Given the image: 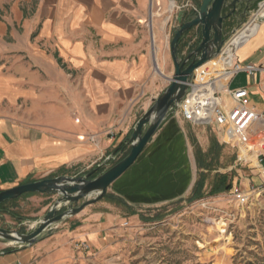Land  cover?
<instances>
[{
  "label": "crops",
  "instance_id": "0c3cea01",
  "mask_svg": "<svg viewBox=\"0 0 264 264\" xmlns=\"http://www.w3.org/2000/svg\"><path fill=\"white\" fill-rule=\"evenodd\" d=\"M260 2L253 1L246 13L239 7L225 21L224 36ZM200 3L0 0V190L82 174L116 149L125 151L138 119L174 74L171 40L178 16L184 11L183 21L188 19ZM197 31L194 27L183 34L181 53L197 45L200 37L192 41ZM235 59L264 66V16ZM241 86L250 91L252 106L264 112V73L238 72L230 88ZM195 125L207 124L174 112L103 198L55 224L40 239L48 233L100 248L110 242L122 216L116 202L139 217L144 209L204 198L205 184L194 191L199 165L193 147L200 136ZM237 180L232 186L247 185L250 179L240 174ZM38 241L1 253L0 264H30Z\"/></svg>",
  "mask_w": 264,
  "mask_h": 264
},
{
  "label": "rangeland",
  "instance_id": "374dc122",
  "mask_svg": "<svg viewBox=\"0 0 264 264\" xmlns=\"http://www.w3.org/2000/svg\"><path fill=\"white\" fill-rule=\"evenodd\" d=\"M197 32L201 38L200 28ZM194 127L200 133L193 148L199 165L198 179L205 184L201 193L204 198L169 203L155 211L144 209L139 217H131L132 210L116 202L122 216L115 222L108 244L94 248L87 242L86 248L81 242L46 233L38 241L30 264H264V177L256 157H249L253 160L250 163L239 161L237 148L221 143L222 128L216 123ZM130 148L129 145L104 168L117 162ZM240 174L250 179L247 185L238 183L251 192L245 205L231 200L234 194L225 188L235 183ZM215 186L223 190L211 192ZM206 200L208 207L202 204ZM53 201V195L41 194L8 200L0 206V226L31 231ZM229 211L236 218L231 234L226 235L221 226ZM0 247L15 245L0 238Z\"/></svg>",
  "mask_w": 264,
  "mask_h": 264
},
{
  "label": "water",
  "instance_id": "95a60500",
  "mask_svg": "<svg viewBox=\"0 0 264 264\" xmlns=\"http://www.w3.org/2000/svg\"><path fill=\"white\" fill-rule=\"evenodd\" d=\"M253 1L255 0H201L198 12L184 21L185 12H181L178 16L180 24L175 28L171 40L174 74L170 77V84L138 119L127 138L126 141L131 146L129 152L106 168L103 167L111 159L118 157L121 150L116 149L97 166L82 174L45 177L0 190V204L26 193L57 195L33 230L21 232L0 226V238L15 247L32 246L55 224L103 198L108 187L134 163L158 128L178 109L195 70L220 53L225 41V21L234 16L241 6L246 13ZM194 27L200 28L201 38L194 48L183 54L179 51V41L186 31ZM76 202L80 203L75 205ZM63 207L66 208L62 210ZM4 252L5 250H0V254Z\"/></svg>",
  "mask_w": 264,
  "mask_h": 264
},
{
  "label": "built area",
  "instance_id": "2783aa9c",
  "mask_svg": "<svg viewBox=\"0 0 264 264\" xmlns=\"http://www.w3.org/2000/svg\"><path fill=\"white\" fill-rule=\"evenodd\" d=\"M263 2L225 36L220 53L209 64H203L195 70L186 94L175 112L181 113L195 124H218L222 128L223 139L237 148L239 161L253 162L249 155L256 154L259 170L264 177V112L257 111L252 106L247 87L230 88V81L240 71H245L250 76L264 73L262 65L235 59L239 46L256 32L264 16ZM198 10L199 7L194 5L193 13ZM199 37L196 32L192 41ZM231 190L234 194L231 200H235L238 205L248 203L251 193L249 190H244L237 184ZM202 204L209 206L207 200ZM235 218V213L229 211L223 219L221 232L230 235V227ZM82 244L89 247L86 241Z\"/></svg>",
  "mask_w": 264,
  "mask_h": 264
},
{
  "label": "trees",
  "instance_id": "16d2710c",
  "mask_svg": "<svg viewBox=\"0 0 264 264\" xmlns=\"http://www.w3.org/2000/svg\"><path fill=\"white\" fill-rule=\"evenodd\" d=\"M119 150H121V147L120 148H118ZM129 152V151H128ZM127 152V153H128ZM126 153V154H127ZM126 154H124L123 156H125ZM122 156V157H123ZM121 157V158H122ZM100 170H102V169H100ZM203 186H204V180H201V179H198V181L196 182V185H195V188H194V191L196 190H201L202 188H203ZM231 187H232V183H230V184H228V185H226V190H228V189H231ZM223 189H222V187L221 186H215L213 189H212V191L211 192H220V191H222ZM27 195H29V194H33V193H26ZM26 194H23V195H26ZM6 202V201H5ZM3 204V203H2ZM2 204H0V206L2 205ZM13 249H15V248H6V250L5 251H7V252H10V251H12Z\"/></svg>",
  "mask_w": 264,
  "mask_h": 264
},
{
  "label": "bare ground",
  "instance_id": "6f19581e",
  "mask_svg": "<svg viewBox=\"0 0 264 264\" xmlns=\"http://www.w3.org/2000/svg\"><path fill=\"white\" fill-rule=\"evenodd\" d=\"M210 61H211V60H210ZM208 62H209V61H208ZM206 63H207V62H206ZM157 69H158V67H157ZM158 70H159V69H158ZM252 155H253V157L255 158V155H256L255 153L249 155V157H251ZM254 158H253V159H254ZM11 244H12V243H11Z\"/></svg>",
  "mask_w": 264,
  "mask_h": 264
}]
</instances>
